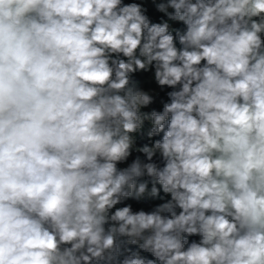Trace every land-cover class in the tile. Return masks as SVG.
Listing matches in <instances>:
<instances>
[{"label": "clouds", "instance_id": "9594fccd", "mask_svg": "<svg viewBox=\"0 0 264 264\" xmlns=\"http://www.w3.org/2000/svg\"><path fill=\"white\" fill-rule=\"evenodd\" d=\"M0 264H264V0H0Z\"/></svg>", "mask_w": 264, "mask_h": 264}]
</instances>
